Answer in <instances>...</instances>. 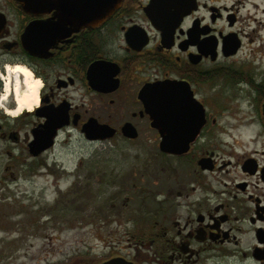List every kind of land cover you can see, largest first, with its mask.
Instances as JSON below:
<instances>
[{
    "label": "flooded vegetation",
    "instance_id": "obj_1",
    "mask_svg": "<svg viewBox=\"0 0 264 264\" xmlns=\"http://www.w3.org/2000/svg\"><path fill=\"white\" fill-rule=\"evenodd\" d=\"M66 10L0 0V197L40 194L39 221L61 209L103 245L76 264H264V0H122L98 27ZM18 68L42 86L13 115ZM162 84L186 151L143 102Z\"/></svg>",
    "mask_w": 264,
    "mask_h": 264
},
{
    "label": "rangeland",
    "instance_id": "obj_2",
    "mask_svg": "<svg viewBox=\"0 0 264 264\" xmlns=\"http://www.w3.org/2000/svg\"><path fill=\"white\" fill-rule=\"evenodd\" d=\"M8 194L6 189L0 197L8 222L0 239V264H76L106 255L102 244L93 237L86 239L82 228L67 223L61 209L57 224L44 223L46 217L39 221L40 194ZM48 197L54 199L50 192Z\"/></svg>",
    "mask_w": 264,
    "mask_h": 264
},
{
    "label": "water",
    "instance_id": "obj_3",
    "mask_svg": "<svg viewBox=\"0 0 264 264\" xmlns=\"http://www.w3.org/2000/svg\"><path fill=\"white\" fill-rule=\"evenodd\" d=\"M21 7H23L24 11L26 12H36L37 8L45 7L48 4L51 5H62L67 8L66 12L69 13V17L66 18V21L71 23V25L77 26V27H83L84 25L90 26V27H98L103 22L107 20L108 17L112 15V13H115V10L120 7L122 0H16ZM34 25H31L29 27V30L34 29ZM145 95H149L150 97H145L143 99V102L145 103L146 109L150 110V113L152 117L156 120L155 127L159 129L163 141H162V150L168 151V152H182L186 151L188 149V141L186 140L188 136L191 134L194 135V133L186 132L185 135H187L186 139L184 138V141H186V145L182 147L181 145H175L170 143V134L173 133V131L169 132L168 129L164 126V119L166 117H176L177 115L179 117H183L185 114L183 112H180V109L182 107L180 106H171L168 107L165 105V101H176V99L172 98H165L166 91L164 90V85H159L156 87L148 86L145 91ZM153 93V95H151ZM189 98H181L179 99L180 103H188ZM168 109L173 110L172 112H168ZM180 113H177V112ZM201 127V126H200ZM200 130V128H199ZM196 130V133L199 131ZM191 135V136H192ZM100 264H133L131 262H128L124 259L117 258L109 260L104 263Z\"/></svg>",
    "mask_w": 264,
    "mask_h": 264
},
{
    "label": "bare ground",
    "instance_id": "obj_4",
    "mask_svg": "<svg viewBox=\"0 0 264 264\" xmlns=\"http://www.w3.org/2000/svg\"><path fill=\"white\" fill-rule=\"evenodd\" d=\"M7 72L14 74L15 79L13 82L16 83L15 90H16V98L18 103V108L16 111H14L13 115H20L22 111L24 110H32L38 105L39 101V90L42 86L41 81L39 80H33L32 74L29 70L26 68H18L16 70L7 69ZM18 74H23L27 80L26 82H22ZM12 75V76H14ZM5 99L7 98V95L10 92V86H11V78L5 77ZM25 84V85H24ZM21 85L23 86V91L21 90ZM27 90V91H26Z\"/></svg>",
    "mask_w": 264,
    "mask_h": 264
}]
</instances>
